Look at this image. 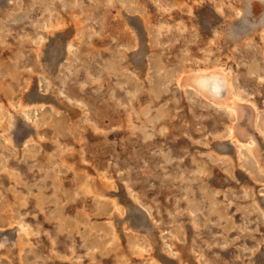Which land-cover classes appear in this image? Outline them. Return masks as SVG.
<instances>
[{"label": "rangeland", "instance_id": "obj_1", "mask_svg": "<svg viewBox=\"0 0 264 264\" xmlns=\"http://www.w3.org/2000/svg\"><path fill=\"white\" fill-rule=\"evenodd\" d=\"M0 133V264H264V0H0Z\"/></svg>", "mask_w": 264, "mask_h": 264}, {"label": "bare ground", "instance_id": "obj_2", "mask_svg": "<svg viewBox=\"0 0 264 264\" xmlns=\"http://www.w3.org/2000/svg\"><path fill=\"white\" fill-rule=\"evenodd\" d=\"M257 5V4H256ZM255 5V6H256ZM256 8V7H255ZM255 10V9H254ZM260 10V9H259ZM258 11V9H257ZM146 24V23H145ZM39 39V38H38ZM43 39V38H42ZM71 45V44H70ZM72 46V45H71ZM74 52V51H73ZM75 53V52H74ZM217 67V66H216ZM192 78L193 84L188 83L191 85H194L196 89L205 97H213L215 100V103L220 104V105H225L227 109H231L232 112L237 113V104L238 100L240 99L237 94L233 92V85L231 82V77H230V72L226 71L224 67H217L213 69H201L200 71L195 72L192 76H181L180 80L183 82L182 84L185 83V79ZM190 81V79H189ZM225 85L227 86L228 95L229 97L225 99H220L219 98V88ZM193 86V87H194ZM221 91V90H220ZM224 91V90H223ZM213 100V99H212ZM28 107V106H27ZM235 115V114H234ZM1 134V133H0ZM10 140V139H9ZM237 140V139H236ZM7 141V140H6ZM238 142V141H237ZM240 142V141H239ZM242 143V142H241ZM239 144V143H238ZM243 144V143H242ZM246 144V143H245ZM244 144V145H245ZM253 145V144H252ZM242 146V145H240ZM247 146V145H246ZM244 149V148H243ZM250 150V149H248ZM108 181V180H107ZM112 187V186H111ZM117 206V205H116ZM118 207V206H117ZM8 226V225H7ZM116 234V233H115ZM2 254V253H1ZM173 256V255H172Z\"/></svg>", "mask_w": 264, "mask_h": 264}]
</instances>
